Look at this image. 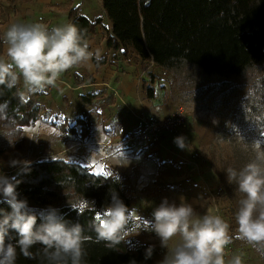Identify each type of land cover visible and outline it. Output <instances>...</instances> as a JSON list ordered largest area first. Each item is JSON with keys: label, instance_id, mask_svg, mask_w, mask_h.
<instances>
[{"label": "trees", "instance_id": "1", "mask_svg": "<svg viewBox=\"0 0 264 264\" xmlns=\"http://www.w3.org/2000/svg\"><path fill=\"white\" fill-rule=\"evenodd\" d=\"M1 1L14 5L20 0ZM101 4L111 23V30H105L106 45L115 52L123 50L126 55L130 48L141 61H150L166 72L187 64L224 82L245 79L264 69V0H101ZM79 10L72 8L67 20L87 40L102 19L89 20ZM2 52L0 38V55ZM92 60L96 66L103 64L94 57ZM144 88L147 98L153 99L154 90ZM39 113L32 98H21L17 88L0 86V127L8 130L9 138L21 141L23 128L34 125ZM84 123L85 119L77 120L81 127ZM64 127L66 132H74L68 125ZM7 152L0 148V171ZM12 177L18 181L16 190L21 198H26L37 214L51 207L64 220L81 225L88 238L82 264H159L162 260L158 248L139 240L141 235L155 236L148 231V223L132 216L134 199L117 172L105 169L97 175L77 163L47 160L32 163L27 172L20 170ZM220 178L223 190L232 193L235 184ZM117 193L128 207V222L121 243L109 248L106 242H97L94 225L102 218L111 195ZM10 211L6 203H0V215ZM10 236L15 243L16 234ZM149 246H154L153 255L145 260ZM30 251L31 258H26L17 248L16 264H52L42 245H34Z\"/></svg>", "mask_w": 264, "mask_h": 264}, {"label": "rangeland", "instance_id": "2", "mask_svg": "<svg viewBox=\"0 0 264 264\" xmlns=\"http://www.w3.org/2000/svg\"><path fill=\"white\" fill-rule=\"evenodd\" d=\"M75 7H80L86 18L102 13L99 0H61L60 3L52 0L40 5L37 22L48 27L56 19L64 23L63 17ZM144 67L152 83L155 79L159 81L155 101L150 108L146 107L147 115L142 122L160 121L178 110L183 111L185 120L178 131L160 138L156 145H146L134 138L139 126L127 137V144L114 143L110 148L112 154L109 148L105 149L115 164H111L112 171L119 174L134 199L132 216L148 223L152 220L153 207L163 198L177 204L184 198L198 214L220 215L231 225V253L227 260L240 255L243 264H264V254L236 238L235 213L242 194L236 187L232 193L225 192L220 178L227 180L225 172L229 167L239 170L252 158L254 143L259 142L264 148V69L253 71L245 79L224 82L219 77L205 76L187 64L171 72H157L153 68L150 72L147 63ZM52 89L53 86L51 92ZM65 106L79 108L73 102L58 101L54 104L58 116H49L51 111L43 115L39 129L23 131L21 141L9 138L8 130L0 127V148L8 151L1 162L5 175L12 177L21 170L9 167L10 160H19L17 163L26 166L29 162L62 159L65 153L74 156L80 164L101 169L104 157L101 153L89 151L77 139L59 135L52 129L53 123L61 121L58 112H63ZM176 137L185 138L184 149L174 143ZM69 140L74 142L71 150L65 148ZM138 237L143 243H152L162 257L168 251L155 237Z\"/></svg>", "mask_w": 264, "mask_h": 264}, {"label": "clouds", "instance_id": "3", "mask_svg": "<svg viewBox=\"0 0 264 264\" xmlns=\"http://www.w3.org/2000/svg\"><path fill=\"white\" fill-rule=\"evenodd\" d=\"M5 52L0 55V86L26 93L42 92L55 86L63 73L87 64L93 57L99 61V51L93 53L81 31L66 24L48 28L40 22H14L3 33ZM22 88L23 91L19 89ZM185 138L174 143L185 148ZM252 158L239 170L229 167L227 182L235 184L242 194L235 213L236 238L264 254V148L259 142L252 146ZM13 159L9 167L30 169ZM0 171V203L10 212L0 215V264H16L17 248L26 258L30 249L42 245L52 264H82L84 243L88 239L80 224L64 220L58 210L49 207L37 214L26 198L17 192L18 181ZM128 207L118 193L111 195L101 219L94 225L97 242L109 248L121 243L127 225ZM148 231L168 249L159 264H243L240 255L225 260V248L232 242L231 225L220 215L198 214L184 198L177 204L163 198L152 210ZM38 218L40 223L38 224ZM15 233V243L10 233ZM154 246L145 250V260L151 259ZM131 264H135L132 261Z\"/></svg>", "mask_w": 264, "mask_h": 264}, {"label": "crops", "instance_id": "4", "mask_svg": "<svg viewBox=\"0 0 264 264\" xmlns=\"http://www.w3.org/2000/svg\"><path fill=\"white\" fill-rule=\"evenodd\" d=\"M50 2L52 0H31L29 3L20 0L14 5H10L7 1L0 0V9L5 11V13L0 11L1 40L3 33L12 23L37 22V17L40 16V5L49 4ZM57 2L60 3L61 0H57ZM99 6L102 8L101 0H99ZM68 13L63 17L64 23L58 22L56 19L52 21L48 28L71 24L67 20ZM80 15L85 16L83 12ZM87 18L89 20L102 19L101 25L95 28V32L86 41L89 44L90 51L93 53L99 51L102 57L100 60L103 64L96 66L91 60L87 64L68 70L62 74L50 93L45 90L26 93L23 98H32L39 107L40 113L35 124L24 127L23 131L26 132L29 128L38 130L42 124V116L49 111H51L49 116L56 118L58 115L54 104L58 101L73 102L79 108L65 106L66 109L63 112H58L62 116L61 121L53 123L52 129L59 135L77 139L81 147L89 149V151L94 149L98 155L101 153L105 159L103 157L100 170L80 164L74 156L68 153L63 154L62 159L50 160L77 163L90 168L94 174L101 175L105 169L112 170V165H115L112 158L105 154V149L109 148L108 151L112 154L114 151L110 148L114 143L119 142V146L127 144V137L139 126L142 127L144 121L142 122L141 119L146 118V107L150 108L155 101V94H157L155 88L159 80L155 79L152 83L151 78L149 79L146 73L147 71L144 70V64L147 63L150 72H152V68L157 72H163L164 70L155 67L150 61H141L130 48L126 50V55L123 50L115 52L108 49L105 30H111V23L106 18L103 9L101 14ZM4 52L5 46L3 45L2 55ZM146 76L151 80L150 85L147 83ZM156 77H158L157 74ZM145 86L154 90L153 99L147 98ZM20 91H23V89L20 88ZM80 119H85L83 127L77 124V120ZM138 120H141V122ZM63 125L73 128L74 132H66L67 128H63ZM66 145L65 148L71 150L74 142L69 140Z\"/></svg>", "mask_w": 264, "mask_h": 264}, {"label": "built area", "instance_id": "5", "mask_svg": "<svg viewBox=\"0 0 264 264\" xmlns=\"http://www.w3.org/2000/svg\"><path fill=\"white\" fill-rule=\"evenodd\" d=\"M51 87L46 88V92H51ZM184 114L178 110L175 114L156 122H145L140 130L135 132L134 138L146 145H156L160 138L178 131L184 124ZM231 245L224 251L225 260L229 258Z\"/></svg>", "mask_w": 264, "mask_h": 264}, {"label": "snow or ice", "instance_id": "6", "mask_svg": "<svg viewBox=\"0 0 264 264\" xmlns=\"http://www.w3.org/2000/svg\"><path fill=\"white\" fill-rule=\"evenodd\" d=\"M81 207H83V206H81Z\"/></svg>", "mask_w": 264, "mask_h": 264}]
</instances>
